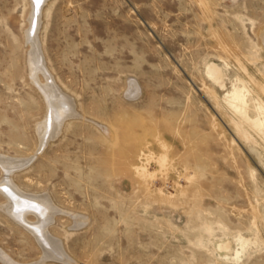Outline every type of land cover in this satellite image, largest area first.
I'll use <instances>...</instances> for the list:
<instances>
[{
	"label": "rangeland",
	"instance_id": "1",
	"mask_svg": "<svg viewBox=\"0 0 264 264\" xmlns=\"http://www.w3.org/2000/svg\"><path fill=\"white\" fill-rule=\"evenodd\" d=\"M37 1L0 0V179L46 194L55 212L39 235L3 211L0 191V253L12 264H264V137L227 96L236 87L264 122V0ZM48 81L71 112L42 130Z\"/></svg>",
	"mask_w": 264,
	"mask_h": 264
},
{
	"label": "bare ground",
	"instance_id": "2",
	"mask_svg": "<svg viewBox=\"0 0 264 264\" xmlns=\"http://www.w3.org/2000/svg\"><path fill=\"white\" fill-rule=\"evenodd\" d=\"M42 2H43V0L37 1L38 6L42 5ZM33 10H34V8H33ZM38 11H39V8H38ZM38 15H40V14H38ZM36 16H37V14H36ZM34 29H35V26H34L31 34H33L34 31H36V29L35 30ZM26 33L29 34L28 32H26ZM32 37L33 38H31L30 42H32L33 48H34V50H36L35 47L38 46L37 42H36L37 38H36V35H35V37H34V35ZM31 64H32L31 68H32V70L34 72H38V71L42 70V68H41L42 65H41V63H40V61L38 59V55H34L33 56V59L31 60ZM222 72L223 71L221 70V68L218 67V65H216V64L215 65L211 64V66L209 67V74H211L216 80H218L220 82H223L224 79H225L224 78V74ZM46 81H47V79H46ZM36 84H38V82ZM40 87H41L40 89H42L43 92H44L46 100L48 101L47 107L49 109V114L51 116L50 119L47 118V120L49 119L48 122L44 123V125L41 127L42 130L43 129L47 130V129H49L48 127L53 126V123L61 121L63 118H65L67 115H69L70 112H71V106H69L70 104H68V102H66V103L64 102L65 105L62 104V105L59 106V108L57 107L59 104H61L59 102H60V98H62V94L58 93L57 89L54 87V84L51 83L50 81L45 82V83H41ZM127 91L129 93L130 97H132V98L138 96V93H139V90L136 87L134 88V86L131 85V83H130V87H129V89ZM227 96L229 97V100H230L232 106L235 108L236 112L239 115H241L242 120L243 121H247L249 123L248 125H250L257 132H259V134L262 135V137H264V124H263L264 122H263V120H261L260 118H256V119H251L250 118L248 112L246 111L247 110L246 100L242 98L243 96L241 97V96L237 95L236 87H234L232 90L228 91ZM54 128H56V127H54ZM48 132H49V130H48ZM43 133H44V136H45L46 133L45 132H43ZM242 133H243L244 136H248V134H246L244 131H242ZM53 136H54V134L51 135L50 137L47 134V136L43 138V141L41 140L42 141V145H46L48 143L49 139L52 138ZM165 159H162V158L158 159V160H160L159 162H160L161 165H164V163H166ZM2 161L4 162L5 166L8 167V168H10V167L12 168V166H14V165H21V167H22V166H25V165H27L29 163V160H17L16 161V160H13L12 158H10L9 160L5 158V160H2ZM137 169L139 171H141L142 174H144V175L146 174L145 171H147V170H145V168L138 167ZM0 191L2 193H4V195L7 197L6 200H8L7 204L3 206V208H4L3 211L5 210L7 213L10 214V216L12 218H14L15 220L23 223L24 226L27 225L28 227H31L32 229L37 230V233L39 235L43 236L45 234V231L42 229V227L44 228L43 223H45L46 220H49V219L51 220V218H52V216L54 215V212H55L54 211L55 208L53 206H51V204H49L50 202H49L48 198H46L48 196L46 194H44V195H42L40 197H31L32 195L31 196H26L23 192H21L18 188L15 187V184L9 179L8 175L4 176V177H2L0 179ZM41 194H43V193H41ZM29 213L36 214V215L39 216V218L37 219V220H39L37 228H35L34 225H32V223H30L31 221L29 222L28 220H26L25 217ZM237 243H238V248L236 250V253H235L234 257L239 259V258H241L242 251H243L246 243H244L243 240H241V239H238ZM231 246H232V244L228 245V247H231ZM49 248H50L49 251H51V253H54V254H57L60 251V250H58L59 249V245L56 244V243H51L49 245ZM44 252H45V250H44ZM0 257H2L4 262H6L8 264H12L11 263V259L9 257L4 256L2 253H0Z\"/></svg>",
	"mask_w": 264,
	"mask_h": 264
}]
</instances>
